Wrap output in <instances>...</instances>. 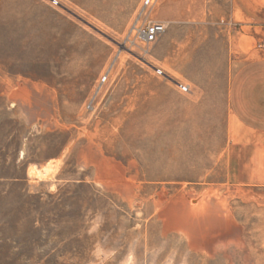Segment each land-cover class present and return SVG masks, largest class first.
Returning a JSON list of instances; mask_svg holds the SVG:
<instances>
[{
	"label": "rangeland",
	"instance_id": "rangeland-1",
	"mask_svg": "<svg viewBox=\"0 0 264 264\" xmlns=\"http://www.w3.org/2000/svg\"><path fill=\"white\" fill-rule=\"evenodd\" d=\"M143 1L0 0V264H264V143L226 101L264 0H212L236 48L205 59L143 43Z\"/></svg>",
	"mask_w": 264,
	"mask_h": 264
},
{
	"label": "crops",
	"instance_id": "crops-1",
	"mask_svg": "<svg viewBox=\"0 0 264 264\" xmlns=\"http://www.w3.org/2000/svg\"><path fill=\"white\" fill-rule=\"evenodd\" d=\"M182 1L165 0V6L176 4L177 8H172L171 15L175 18L170 21L166 19L167 28L169 27L168 32L164 33L165 36L160 42L171 45L175 41L178 58L192 56L194 59L196 57L207 58L213 45L219 42L225 49L224 54L226 53L230 57L233 49L236 48V42L232 40V30L227 25L223 26L218 23V20L222 21L218 16L222 17L227 13L212 6V0L208 3V0H204L202 8L189 9V12H186L183 6H179ZM235 14L237 12L235 13L233 9L230 16L233 17ZM185 15L197 17L194 19L195 24L192 25L195 33L188 37L179 34L184 30V28H179V25L185 22ZM216 25L218 26L216 27ZM242 27V25L239 26V28ZM173 32L178 33L176 38H174ZM240 48H242L241 53L233 57L236 60L248 54L246 46H240ZM254 52H256V56L250 61L242 63L231 75L226 91V101L233 122L243 132L259 137L264 143V46H258ZM201 71L203 74L200 78L206 79V69ZM192 85H194V89L189 87L191 94L195 96L207 95L206 88L200 87L196 83H192Z\"/></svg>",
	"mask_w": 264,
	"mask_h": 264
},
{
	"label": "built area",
	"instance_id": "built-area-1",
	"mask_svg": "<svg viewBox=\"0 0 264 264\" xmlns=\"http://www.w3.org/2000/svg\"><path fill=\"white\" fill-rule=\"evenodd\" d=\"M156 2L157 0L143 1L142 9L138 17V23H141V25L133 30L137 34V37L147 45L155 43L166 32L167 29L166 24L163 22H155L147 17V11L151 9ZM54 4L57 5L56 2H54ZM158 73L161 74L160 71H158ZM106 79L107 77L103 76L101 83L103 84ZM177 88L182 93H189L188 86L177 84Z\"/></svg>",
	"mask_w": 264,
	"mask_h": 264
},
{
	"label": "clouds",
	"instance_id": "clouds-1",
	"mask_svg": "<svg viewBox=\"0 0 264 264\" xmlns=\"http://www.w3.org/2000/svg\"><path fill=\"white\" fill-rule=\"evenodd\" d=\"M129 264H130V262H129Z\"/></svg>",
	"mask_w": 264,
	"mask_h": 264
}]
</instances>
